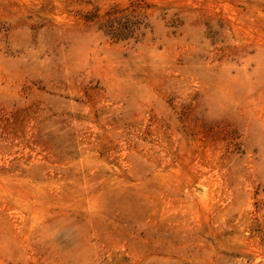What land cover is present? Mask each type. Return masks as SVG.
<instances>
[{"label":"rangeland","instance_id":"1","mask_svg":"<svg viewBox=\"0 0 264 264\" xmlns=\"http://www.w3.org/2000/svg\"><path fill=\"white\" fill-rule=\"evenodd\" d=\"M0 264H264V0H0Z\"/></svg>","mask_w":264,"mask_h":264}]
</instances>
